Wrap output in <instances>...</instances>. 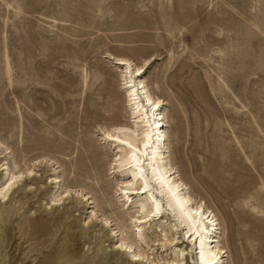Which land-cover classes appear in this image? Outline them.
Wrapping results in <instances>:
<instances>
[{"label": "rangeland", "instance_id": "rangeland-1", "mask_svg": "<svg viewBox=\"0 0 264 264\" xmlns=\"http://www.w3.org/2000/svg\"><path fill=\"white\" fill-rule=\"evenodd\" d=\"M109 55L151 62L145 80L169 103L179 175L217 214L230 264H264V0H0V140L21 168L52 160L35 169L33 187H21L37 188L30 198L20 191L13 203L1 201L12 212L0 219V264L126 258L114 251L115 223L100 224L102 214L123 212L116 181L96 185L74 173L88 151L106 170L111 157L99 130L129 119L124 80ZM54 174L95 204L80 196L53 206ZM94 209L95 225L88 223ZM149 253L143 264L170 258L159 246Z\"/></svg>", "mask_w": 264, "mask_h": 264}, {"label": "bare ground", "instance_id": "bare-ground-1", "mask_svg": "<svg viewBox=\"0 0 264 264\" xmlns=\"http://www.w3.org/2000/svg\"><path fill=\"white\" fill-rule=\"evenodd\" d=\"M109 56L119 67L124 80L129 119L124 123L115 117L114 125L99 130V142L111 157L106 170L98 153L88 151L82 158L83 169L75 168L74 173L77 179L92 180L96 185L104 177H113L116 181L115 194L118 203L122 202L123 212L113 217L102 214L100 224L107 228L113 223L117 226L111 230L110 237L119 238L114 251L126 255L121 264H143L145 259L148 262L150 254H154L149 252L157 246L170 256L164 264H191L187 262L190 256L193 264H230L229 250L222 245L217 214L205 201L193 197L189 185L172 161L168 137L169 103L156 96L145 80L151 62L147 60L138 65L129 58ZM0 148L6 151L0 153V158L4 159V163H0V219L6 222L12 211L10 207L2 206L1 201L13 203L21 187H33L32 182L37 180L35 169L44 163H52V160L39 157L30 161L32 165L21 168L15 159L12 163L7 160L13 151L1 140ZM51 184L55 185L51 191L53 206L75 202L80 196L88 207L95 204L90 202L94 200L90 193L84 194L83 188L77 190L75 186L67 185L59 174H54ZM31 190L36 192L37 188L21 191L20 195L30 198ZM23 199L18 202L22 203ZM70 211H62L55 219H66ZM98 214L97 209L92 210L88 223L95 225ZM27 224L31 225L30 220ZM149 231L157 239L148 242L146 232ZM158 261L153 259L150 264H159Z\"/></svg>", "mask_w": 264, "mask_h": 264}]
</instances>
